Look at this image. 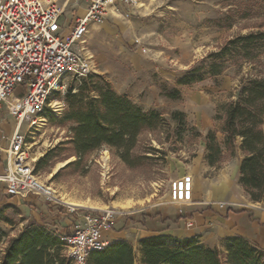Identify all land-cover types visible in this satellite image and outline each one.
Listing matches in <instances>:
<instances>
[{"label": "rangeland", "instance_id": "1", "mask_svg": "<svg viewBox=\"0 0 264 264\" xmlns=\"http://www.w3.org/2000/svg\"><path fill=\"white\" fill-rule=\"evenodd\" d=\"M136 2L138 6L119 7L104 22L89 27L80 51L89 62L90 72L65 74L61 90L51 96L45 113L38 116L44 124L32 131L26 148L34 177L53 189L55 197L49 200L29 195L19 202L0 203L12 222H0L5 232L0 239V258L9 240L31 223L49 231L33 220L37 207L29 200L65 214L58 227L68 232L73 227L69 207L80 215L109 214L110 229L102 231L105 238L126 223L131 226L139 221L143 227L145 221L153 223L166 209L184 211L185 205L173 204L169 196L171 183L185 176H191L195 188L215 189L224 177L231 186L240 187L236 178L243 156L238 148L240 139H236L234 154L226 155L213 169L206 165L205 136L214 132L222 146L220 128L225 106L237 98L250 79L264 77V39L239 42L249 35L264 34V0ZM79 6L77 15L81 16L86 5L80 2ZM70 10L68 6L67 15ZM185 75L200 79L180 84ZM102 82L142 111H154L161 119L156 128L137 135L129 158L132 165L122 160L123 150L108 145L77 157L70 141L73 124L63 122L68 111L67 91L71 88V93H76L83 83L84 96L94 100L97 93L92 88ZM48 154L49 159L36 169ZM205 167L202 177L196 176L197 169ZM0 193L3 196V190ZM71 201L85 208L70 206ZM257 203L252 209L264 211V202ZM213 205L224 206L221 202ZM192 224L191 219L186 220L187 227ZM129 232L125 238L133 250V263L142 264L138 232ZM61 248L66 256L65 248Z\"/></svg>", "mask_w": 264, "mask_h": 264}, {"label": "trees", "instance_id": "2", "mask_svg": "<svg viewBox=\"0 0 264 264\" xmlns=\"http://www.w3.org/2000/svg\"><path fill=\"white\" fill-rule=\"evenodd\" d=\"M264 39V34L240 38L250 43ZM238 43V42H237ZM199 77L183 76L180 84H189ZM81 83L79 91L66 94L68 111L63 122L73 124L71 142L77 157L102 145L123 150L122 160L132 165L129 158L137 135L142 130L156 128L161 120L154 111H142L127 97L118 95L106 82L94 86V100L86 99V89ZM174 115H180L175 113ZM220 132L222 146L214 132L205 136L206 161L209 166L220 165L223 158L232 156L236 139L243 156L239 165V184L253 202H264V77L250 79L243 85L234 101L227 103ZM51 154L36 165L44 164ZM0 222L11 220L0 208ZM5 236L0 227V239ZM142 264H264V253L241 238L226 239L225 252L203 245L197 237L178 239L168 235H154L139 241ZM63 242L57 235L31 223L17 237L11 238L4 248L0 264H72L62 254ZM86 264H134L133 250L129 243L117 241L100 250L92 251Z\"/></svg>", "mask_w": 264, "mask_h": 264}, {"label": "built area", "instance_id": "3", "mask_svg": "<svg viewBox=\"0 0 264 264\" xmlns=\"http://www.w3.org/2000/svg\"><path fill=\"white\" fill-rule=\"evenodd\" d=\"M135 1L0 0V113L5 110V115L15 121L5 150V172L0 176L5 185L3 195L54 199L42 190L29 160L26 145L36 128L33 121L45 113L51 96L61 90L65 74L79 76L90 72L89 62L80 51L89 27ZM80 2L86 6L82 8L83 15L78 16ZM68 6L71 10L67 15ZM193 189L191 176L173 181L171 202L191 203ZM68 213L73 215V227L57 237L73 264H86L92 251L108 245L102 231L110 229L109 214L80 215L70 207Z\"/></svg>", "mask_w": 264, "mask_h": 264}, {"label": "crops", "instance_id": "4", "mask_svg": "<svg viewBox=\"0 0 264 264\" xmlns=\"http://www.w3.org/2000/svg\"><path fill=\"white\" fill-rule=\"evenodd\" d=\"M15 121L12 117L5 115V110L0 113V176L5 172L6 154L8 143L13 134ZM238 162V168L240 165ZM208 168H216L209 166ZM206 169H197L196 176L202 177V171ZM188 173L192 174L191 171ZM199 174V175H198ZM239 169L237 177L239 180ZM198 177V178H199ZM198 180V179H197ZM199 181V180H198ZM196 183V179H195ZM193 190V201L185 203V209L182 212H177L174 209H166L160 212L153 221L148 224L144 222V227L138 223L129 226L127 223L120 230H111V234H107L105 240L109 244V239L117 241L126 240V235L129 231L138 232L139 241L143 238L154 235H168L178 239L197 237L199 241L209 248H219L225 250L229 237L241 238L248 244L256 247L264 253V211H256L252 209L254 203L249 200L241 186H231L228 177H224L218 181L217 188H195ZM4 190V184L0 182V192ZM20 197H8L1 195L0 203H14ZM25 199V198H23ZM28 201V200H27ZM32 205L37 207V212L33 214V220L43 226L49 228L56 234L68 233L67 229L58 227L62 223L63 216L58 209L37 203L35 200H29ZM19 202V201H18ZM219 202L224 206L221 208ZM43 211V212H42ZM41 215V216H40ZM44 221H42V218ZM192 220V226H186V220ZM52 225L50 228L49 225ZM141 226V227H140ZM70 232V231H69ZM111 243V242H110Z\"/></svg>", "mask_w": 264, "mask_h": 264}, {"label": "bare ground", "instance_id": "5", "mask_svg": "<svg viewBox=\"0 0 264 264\" xmlns=\"http://www.w3.org/2000/svg\"><path fill=\"white\" fill-rule=\"evenodd\" d=\"M137 1V0H136ZM135 1V3H136V5L138 6L139 4L137 3ZM44 122V120H41V119H39V117H36L35 118V120L33 121V125H35V126H43V123ZM39 156V155H38ZM32 159L33 160H36L37 159V155L36 156H32ZM64 164L65 163H63V164H60L59 166H58V168H60V167H62V166H64ZM57 168V169H58ZM57 169H55V171H57ZM37 180V179H36ZM39 182V184L42 186V190H44L46 193H48L49 195H51V196H53V197H55V191L53 190V189H51V188H49V187H46L45 185H43V182L42 181H38ZM170 197V196H169ZM170 201H171V198H170ZM70 206H74V207H83V208H85V205H83V204H80V203H76V202H74V201H71V202H69L68 203ZM173 204H180V203H173Z\"/></svg>", "mask_w": 264, "mask_h": 264}]
</instances>
